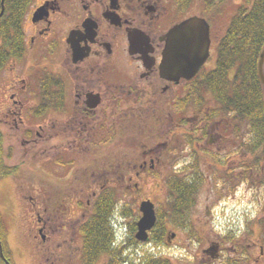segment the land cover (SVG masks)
Returning a JSON list of instances; mask_svg holds the SVG:
<instances>
[{
    "label": "flooded vegetation",
    "instance_id": "1",
    "mask_svg": "<svg viewBox=\"0 0 264 264\" xmlns=\"http://www.w3.org/2000/svg\"><path fill=\"white\" fill-rule=\"evenodd\" d=\"M11 2L21 15L19 32L10 39L0 33V199L9 184L17 207L0 201V264H62L77 256L78 264H108L110 257L112 264H138L132 246L140 243L159 249L160 264H264L263 245L256 253L259 241L247 234L209 239L192 263L174 256L179 234L172 229L186 228L193 238L179 243L187 253L197 242L194 207L179 217L169 214L168 201L178 191L172 183L208 179L206 165L219 169H212L216 175L209 181L219 175L215 180L227 183L221 165L244 149L242 132L225 127V116L209 118L195 77L162 74L163 37L199 15L210 24L212 48L224 9H213L211 0ZM209 60L199 73L212 66ZM233 139L237 150L228 155ZM149 183L165 186L162 207L143 196ZM129 192L137 209L118 207L129 202ZM100 197L115 204L109 213L114 238L110 254L88 260L83 228L89 220L96 226ZM145 199L154 202L156 220L148 240L140 242L137 222ZM115 212L124 220L114 221ZM211 245H217L215 255L205 251ZM163 246L170 251H160Z\"/></svg>",
    "mask_w": 264,
    "mask_h": 264
},
{
    "label": "trees",
    "instance_id": "2",
    "mask_svg": "<svg viewBox=\"0 0 264 264\" xmlns=\"http://www.w3.org/2000/svg\"><path fill=\"white\" fill-rule=\"evenodd\" d=\"M11 1L6 0L5 13L0 18V33L7 39L20 31L17 16L20 17L21 13L17 6H12ZM211 1L212 8L221 14L224 7L230 4H233L235 11L216 39L212 66L195 77L197 96L203 106L208 107L210 119L225 116V127L236 128L235 134L242 132V148L254 157L252 165H264V84L258 68L264 50V0H242L237 3L233 0ZM216 19L219 20V17ZM200 180L183 182L180 179L172 183L178 191L174 194L176 198L168 201L169 214L179 217L182 209L195 206L202 183ZM114 206L107 198L96 200L97 224L93 228L89 220L83 228L86 234L84 257L88 260L92 256L98 260L103 254L111 253L114 232L109 213L114 210ZM261 225L264 235V216ZM139 260L138 264L161 262L157 256L148 254L141 255ZM166 262L163 259V263ZM112 263L115 262L110 257L108 264Z\"/></svg>",
    "mask_w": 264,
    "mask_h": 264
},
{
    "label": "rangeland",
    "instance_id": "3",
    "mask_svg": "<svg viewBox=\"0 0 264 264\" xmlns=\"http://www.w3.org/2000/svg\"><path fill=\"white\" fill-rule=\"evenodd\" d=\"M233 1L241 2L242 0ZM231 5L224 7L223 14H225H222L219 17L217 27L220 33L224 31L226 23L230 18L227 13L231 10ZM211 52L209 64H213L214 61V46ZM236 144V139H233L231 143H227L228 146L226 150L228 155L231 150H237ZM239 152L231 157L234 158L233 160H224L221 165L223 170H226V173L224 172V175L226 174L224 178H226L227 183H221L219 180H215V178H219V175L214 176L215 178H213L212 181H209V175H216L212 169H219L214 165L212 168H210V165L204 166L205 172L208 174V179L201 178L200 180L202 183L198 189L196 203L195 206H193L194 210L191 215L194 217V224H192V229L195 230L194 241L198 244L200 243V247H197V243L192 244L191 251L187 253L185 248H181L184 245H180L179 243L183 241L193 242L191 240L193 238H190V236L187 235L186 228H174L172 230L178 231L179 234L178 244L174 247L177 249L174 256L184 257L192 263L193 255L203 254L202 249L205 247L207 241L209 239H217L219 236L230 237L231 235H237V237H242L243 234H247L249 240L254 239L259 241L256 253L259 252L261 244L264 248V235L261 229V227H263L261 225V219L264 216V172H262L264 165H261V163L252 165L254 157L245 151L244 155L241 156ZM4 186L6 189L1 191L2 198L0 201L3 205L5 202H9L8 204H5L6 207L10 210H15L17 206L11 202L12 188L9 184H4ZM163 188H165L164 185L161 187L156 183L152 184L150 187L149 183L148 186L143 189V196L145 194L146 196L151 197L160 207H162V199L168 197L167 194L165 195ZM129 193V202L121 200L118 207L126 205L127 207H130V209H137V200L132 197L131 192ZM125 202H127V204H125ZM207 207L211 210L210 216L206 214ZM132 217H135V214H131L128 219L131 220ZM230 226L234 227L235 230L230 229ZM121 229L124 231L125 228L121 226ZM128 236L129 235L126 234L125 238H128ZM132 247L137 248L139 255L144 252L143 250L147 249H152L153 252L159 251L154 244L151 245L149 243L135 244ZM163 250L166 252L170 251L167 246L160 248V251ZM17 253H23V251L19 249ZM69 258L70 257L66 260L64 259L65 261L62 260V264L79 263L80 258L78 256L74 258L72 257L71 259ZM262 260L264 261V258ZM24 264L27 263L24 261Z\"/></svg>",
    "mask_w": 264,
    "mask_h": 264
},
{
    "label": "water",
    "instance_id": "4",
    "mask_svg": "<svg viewBox=\"0 0 264 264\" xmlns=\"http://www.w3.org/2000/svg\"><path fill=\"white\" fill-rule=\"evenodd\" d=\"M4 2L5 0H2L0 17L5 10ZM163 38L166 44L160 68L167 78L194 77L211 54L210 24L201 16H191L175 24ZM258 68L264 84V50L261 53ZM141 210L143 214L137 222L136 237L139 240H147L148 230L156 220L154 203L150 199L143 200ZM206 251L215 255L217 245H212Z\"/></svg>",
    "mask_w": 264,
    "mask_h": 264
}]
</instances>
